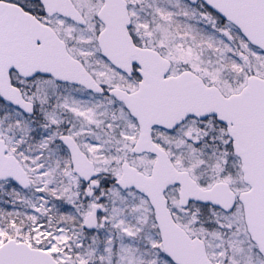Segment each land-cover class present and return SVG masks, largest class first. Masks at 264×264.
Returning <instances> with one entry per match:
<instances>
[{"label": "snow or ice", "instance_id": "6c2138e0", "mask_svg": "<svg viewBox=\"0 0 264 264\" xmlns=\"http://www.w3.org/2000/svg\"><path fill=\"white\" fill-rule=\"evenodd\" d=\"M0 264H264V0H0Z\"/></svg>", "mask_w": 264, "mask_h": 264}]
</instances>
